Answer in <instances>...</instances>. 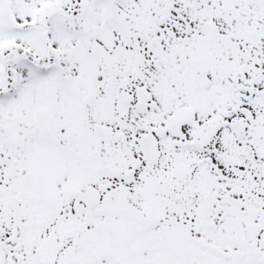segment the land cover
I'll use <instances>...</instances> for the list:
<instances>
[{
	"label": "rangeland",
	"instance_id": "374dc122",
	"mask_svg": "<svg viewBox=\"0 0 264 264\" xmlns=\"http://www.w3.org/2000/svg\"><path fill=\"white\" fill-rule=\"evenodd\" d=\"M7 1L21 30L9 25L0 5V56L8 54V86L17 87L11 99L0 101V264H55L71 245L77 257L70 264H263L257 256L264 257V83L258 75L264 72V7L214 0L197 11L200 21L218 7L235 17V107L237 115L252 118L251 127L242 130L244 163L229 165L216 157L215 169L193 166L182 148L175 151L181 159L172 162L166 155L173 140L168 130L159 136L163 155L158 162L142 164L135 178L124 180L117 173H127L130 154L140 157V133L168 127L189 137L188 125L177 126L173 119L164 123L172 109L187 105L197 118L225 103L216 84L192 89L191 69L180 67V51L171 58L164 51L169 32L173 39L180 36L183 22L177 14L184 7L166 0H114L111 10L119 11L113 10L114 20L106 23L113 37L107 43L98 37L105 2L85 0L98 25L96 32L87 25L88 37L78 26L75 34L66 33L57 12L77 15L75 8L84 0ZM191 10L186 16L195 14ZM76 21L83 24L80 17ZM198 23L194 20L192 27ZM44 25L43 33L39 27ZM16 53L50 63V73L33 75ZM144 84L154 105L140 111L119 91L133 93ZM4 85L0 68V89ZM15 118L25 128L33 120V134L13 139L8 125ZM84 121L110 124L114 133L96 135ZM117 142L129 145L121 156ZM219 147L226 148L224 140ZM214 170L216 178L207 176ZM86 184L100 190L101 200L69 218L65 208L71 193ZM123 194L136 213H123L126 204L118 199ZM134 215L156 220L129 236L126 226ZM208 219L216 222L215 231L206 229ZM71 256L68 248L59 262L67 264Z\"/></svg>",
	"mask_w": 264,
	"mask_h": 264
},
{
	"label": "flooded vegetation",
	"instance_id": "af4514ba",
	"mask_svg": "<svg viewBox=\"0 0 264 264\" xmlns=\"http://www.w3.org/2000/svg\"><path fill=\"white\" fill-rule=\"evenodd\" d=\"M214 0H166L168 3L180 2L184 8L183 12L178 13L177 16L180 18L182 15V26L180 27V36L173 39V34L169 32L170 36L168 38V43L164 46V51L169 54V58L174 55H177L179 50L180 56V67L188 70L191 69V77L197 72L204 71L206 76L210 79V83L207 87L202 89L203 91L208 90L211 85L216 84L218 86L220 94L225 99V103L220 110L208 111L207 115L195 118V123L191 121L186 123L188 125V130L190 136L187 137L185 133L179 134L177 128L170 130L173 135V140L170 142V152H167L166 155L169 156L170 160L173 162L179 161V158L175 153L179 147L187 148L186 156L187 158L194 157L197 155L198 158L195 160L197 164L205 166H215L218 164L216 157L225 163L235 164L237 158L239 145L242 146L246 142L244 140V132L238 130L237 119H236V86L238 83V76H236V55H235V45H233L231 38L233 32V26L235 22V17L233 20L228 23L224 18L223 14L229 12L226 8H217L215 10L209 9V14L203 20H198L197 11L208 9L207 6L203 7L204 2H210ZM247 0H243V4L247 5ZM169 5V4H167ZM200 5V8L193 9V15L189 16L187 14L188 9L192 6ZM218 5L215 4V7ZM203 7V8H201ZM264 7V6H263ZM186 13V14H185ZM231 14V13H230ZM190 19V21H188ZM212 20V24H209V27L204 26V21ZM198 21L197 28L192 27L193 21ZM264 61V57H263ZM263 79L262 84L264 83V72L260 74ZM190 77V78H191ZM191 88L196 89L200 88V83L195 82L191 78ZM235 87V88H233ZM201 89V88H200ZM147 106L143 107L142 110H145ZM193 117V114H192ZM157 137L164 133L160 128L151 129ZM168 130H166L167 132ZM112 133V132H111ZM109 133V134H111ZM178 134L179 137L176 135ZM238 135V137H237ZM77 136H73V140H76ZM184 139L187 141L183 143L181 141ZM238 139H241L238 142ZM224 140L226 144V150L220 151L219 144ZM238 143V144H237ZM120 147V152H117V156H121L123 153L122 147H129L128 144L124 142H117ZM158 145L161 150V156L163 155V150L161 149V144L158 140ZM188 148H191L190 150ZM126 148L125 150H127ZM203 153V154H201ZM141 159L142 155H141ZM145 164H151L148 161H145ZM135 170L130 169V174ZM206 175V174H204ZM209 177H214L215 175H207ZM133 177V176H131ZM95 206H85L83 211ZM70 204L67 205L68 215L72 218L73 214L70 215ZM13 238L10 235V240ZM20 245H18L19 247Z\"/></svg>",
	"mask_w": 264,
	"mask_h": 264
},
{
	"label": "trees",
	"instance_id": "16d2710c",
	"mask_svg": "<svg viewBox=\"0 0 264 264\" xmlns=\"http://www.w3.org/2000/svg\"><path fill=\"white\" fill-rule=\"evenodd\" d=\"M96 1V0H95ZM95 1H92V2H95ZM102 2H105L107 4V7L105 9H103L102 11V14L104 15V18H105V21H106V18L108 19H111L110 18V15H112V12L113 10H117V9H113L111 10V7H110V4L113 5L114 7V0H100ZM84 5H80L78 7L75 8V11L78 12L77 15H74L73 14V11H70V12H67L65 9H62V8H58L57 12L59 13L60 15V24H61V27L62 29L68 33V34H75V30H76V27L78 26L79 28H81L83 30V33L85 36H88V28H87V25L89 27H94V31L96 32L97 30V22L91 18L92 17V13L94 12L93 11V7H88L87 4L85 3V0L83 1ZM1 7H2V11H3V15L6 19V21L10 24V26L12 28H16V29H19L21 28L20 25H18L15 20H14V17H13V14H11V8H10V4L7 0H1V3H0ZM87 12V14H86ZM80 17V20L83 21V24H78L77 23V18ZM105 21H104V27L103 29L104 30H101L103 31V35L101 36V34L98 35V37H102L101 39L106 41L107 43H110L111 41V37L109 36V33L108 31L106 30L105 28ZM41 30H43V33L44 31H46L47 27L46 25L44 26H40L39 27ZM95 32L93 33L94 37H95ZM89 37V36H88ZM45 44V42L43 43ZM46 44H45V48H46ZM8 54L6 55H2L0 56V68L2 70V74H3V77H4V82H5V85L0 89V98L1 99H10L13 92L16 90V88L14 89H11L8 85V80H7V68H8ZM16 56L21 60L22 64L31 72L34 74H40L42 76H46V74H49L50 73V63H46L43 61H41L40 59L38 58H30L27 53L25 54H22L20 55L19 53H16ZM101 54L99 55V59H98V62L101 64ZM117 66V65H116ZM19 125H16V126H13L12 128L9 127V130L10 131H14L16 132L17 134L20 132V131H23V132H28L30 130V128H23L22 127H18ZM264 127V124L261 126V128ZM142 223H139V227H142ZM75 257H77V255H75Z\"/></svg>",
	"mask_w": 264,
	"mask_h": 264
},
{
	"label": "water",
	"instance_id": "95a60500",
	"mask_svg": "<svg viewBox=\"0 0 264 264\" xmlns=\"http://www.w3.org/2000/svg\"><path fill=\"white\" fill-rule=\"evenodd\" d=\"M256 2H258L259 4H264V0H254ZM203 77V75H200V77ZM139 95L141 92V95L139 96V102H138V106H140L141 104L143 105L144 102L147 100L148 98V94L146 91H144V88H140L139 90ZM124 95H128L126 93H124ZM95 129L97 130L98 133H105L107 131H110V127L103 125V124H95L94 125ZM141 146L144 150L143 153H145L146 157L152 161H156L158 158V149L156 148V139L155 137L151 134H145L142 138H141ZM134 166H137V162L134 163ZM88 194V199H86V195ZM73 198L75 199V204L82 198V200H84L87 204H94L97 203L99 200V191L93 187L92 185H87L84 191H79L76 190L73 193ZM83 203L79 204V205H74L75 210L78 211L82 208ZM207 227L210 229H214L215 228V224L212 221L207 222Z\"/></svg>",
	"mask_w": 264,
	"mask_h": 264
}]
</instances>
